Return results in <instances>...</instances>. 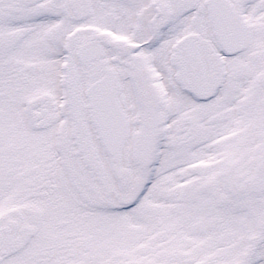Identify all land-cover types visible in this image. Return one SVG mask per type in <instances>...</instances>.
Masks as SVG:
<instances>
[{
  "label": "snow or ice",
  "instance_id": "obj_1",
  "mask_svg": "<svg viewBox=\"0 0 264 264\" xmlns=\"http://www.w3.org/2000/svg\"><path fill=\"white\" fill-rule=\"evenodd\" d=\"M0 264H264V0H0Z\"/></svg>",
  "mask_w": 264,
  "mask_h": 264
}]
</instances>
